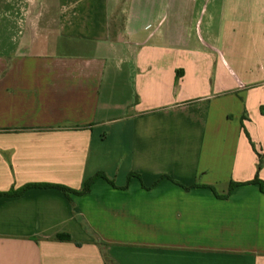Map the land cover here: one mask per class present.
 <instances>
[{
	"label": "crops",
	"instance_id": "0c3cea01",
	"mask_svg": "<svg viewBox=\"0 0 264 264\" xmlns=\"http://www.w3.org/2000/svg\"><path fill=\"white\" fill-rule=\"evenodd\" d=\"M256 177L264 0H0V264H264Z\"/></svg>",
	"mask_w": 264,
	"mask_h": 264
},
{
	"label": "trees",
	"instance_id": "16d2710c",
	"mask_svg": "<svg viewBox=\"0 0 264 264\" xmlns=\"http://www.w3.org/2000/svg\"><path fill=\"white\" fill-rule=\"evenodd\" d=\"M261 165H259V169H260ZM90 183L91 181H87L83 187V189L81 191H72L66 187H62V186H58L59 189H61L64 193L68 194L69 192H76L78 194H85L87 192L90 191ZM254 184H258L260 187L261 192L264 194V182L261 181L260 179H258V177L255 178V180L253 181ZM236 184L233 183L231 185V189L235 186ZM30 187V186H29ZM28 188V187H27ZM26 188H23L20 190V192H22L23 190H25ZM59 240L62 241H71V237L69 235H60L58 237Z\"/></svg>",
	"mask_w": 264,
	"mask_h": 264
}]
</instances>
